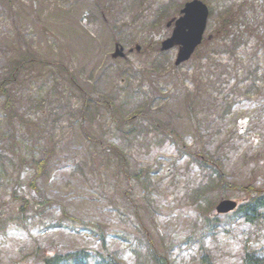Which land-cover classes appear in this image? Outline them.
<instances>
[{"label": "rangeland", "instance_id": "1", "mask_svg": "<svg viewBox=\"0 0 264 264\" xmlns=\"http://www.w3.org/2000/svg\"><path fill=\"white\" fill-rule=\"evenodd\" d=\"M185 1L0 0V264L82 248L108 249L125 264H156L150 250L168 264H201L203 246L214 264H242L245 243L264 245L262 222L224 216L204 229L222 194L246 197L234 185L264 189V0H207L206 37L214 36L176 66L178 47L164 55L157 47ZM164 4L174 6L161 16ZM236 34L239 46L222 50ZM116 43L125 57L112 56ZM180 150L221 165L224 180L210 198L190 195L211 174ZM34 180L52 203L41 213L30 207L26 225L6 218L22 196L39 198ZM64 211L92 223L82 231L48 226Z\"/></svg>", "mask_w": 264, "mask_h": 264}, {"label": "trees", "instance_id": "2", "mask_svg": "<svg viewBox=\"0 0 264 264\" xmlns=\"http://www.w3.org/2000/svg\"><path fill=\"white\" fill-rule=\"evenodd\" d=\"M231 33V30L226 31V36H228ZM225 34V33H224ZM237 34L234 35V43L238 44V38ZM209 41H206L205 43H208ZM6 90L2 89L0 92L4 93ZM195 107L190 109L194 110ZM159 122V121H158ZM162 122V121H161ZM162 130L166 135H169L171 137H174L177 135L175 132V128H173L169 124L162 125ZM189 154L190 156V161L195 162L198 164L200 169H205V171H208V175L211 174V177L207 178V182L205 184L199 185V186H193L190 188V195L191 196H196L199 195L200 192L203 194L202 196H207V194L210 193V189L214 188L215 185L219 183V181L224 180L223 172L221 171V165L219 162L216 160H212L211 156H199L201 154L198 152L197 154L192 153L191 150H184ZM123 157V156H122ZM124 161V160H123ZM216 167H212L211 163H214ZM35 166L39 170L42 168L45 164L43 159H40L38 161H35ZM127 175L133 174L134 176H137V173L135 172H130L128 170ZM141 174V173H140ZM138 174L137 177L140 176ZM31 186L33 188L36 187V182L35 180L31 182ZM230 186V184H229ZM236 188V191L241 195V193H245L246 197L243 199L240 207L235 211L236 214H238L240 217L242 215L245 223H248L249 225H255L258 222H263L264 221V189H255L252 186H247V185H234ZM203 189V190H202ZM36 194L39 196V198H33L29 197L28 195H24L21 197V206L19 208L18 212H14L12 214H8L5 217H12L16 220H19L22 225H26L28 222V211L30 209L31 212H38L41 213L43 212L48 203H52L51 200L47 197H40L39 189H36ZM209 191V192H208ZM242 193V195H244ZM222 197H226L225 194H222ZM200 198V197H199ZM210 198V196L206 197ZM62 208L65 210L64 206ZM5 212V211H4ZM4 212L0 210V214L4 215ZM64 215L60 220H57L55 223L48 224L52 226H65L67 228L73 229V230H79L82 231L84 227L89 228V223H92L90 220L83 219L81 217H70L69 214L64 211ZM235 215V214H234ZM234 215H217L213 217H207L205 218V223L206 227L204 229L211 231L212 228L216 227L217 225L222 224V217L224 216H229L227 219V222L231 223V218L230 216ZM235 217V216H234ZM233 222L236 220L233 218ZM81 224L80 227L74 226V224ZM5 224V223H2ZM8 225V224H7ZM6 225V226H7ZM212 225V227H210ZM3 226V225H2ZM1 226V229H2ZM51 226V227H52ZM55 228V227H53ZM92 231L97 234V236L101 239L103 247H107V236L105 233V229L103 226H101L98 223L93 222V228ZM213 231V230H212ZM149 238L145 239L148 240ZM244 254L242 257V264H264V246H261L260 248L254 247L248 243H245L244 245ZM201 257L200 261L201 264H214L211 261V253L209 250L203 246L201 247ZM106 254L102 255L100 253H95L88 251L84 248L81 250L77 251H69V252H54V253H46L45 251H42L38 255V262L36 264H125L121 261V259L118 258V255L115 254L114 252L106 249ZM150 252V255L152 258H155L154 260L156 261V264H168L169 259L168 257H159L153 250L148 251ZM100 254L101 256H98Z\"/></svg>", "mask_w": 264, "mask_h": 264}, {"label": "water", "instance_id": "3", "mask_svg": "<svg viewBox=\"0 0 264 264\" xmlns=\"http://www.w3.org/2000/svg\"><path fill=\"white\" fill-rule=\"evenodd\" d=\"M187 7L184 9L186 15L177 21L173 36L163 42V49L176 44L181 45L177 64L190 58L195 48L202 42L208 16V7L199 0L189 3ZM236 206V201L224 199L217 205V210L218 212H228Z\"/></svg>", "mask_w": 264, "mask_h": 264}]
</instances>
